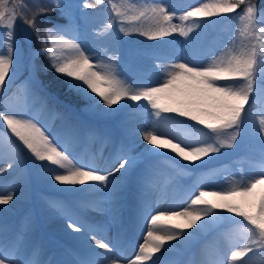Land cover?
Returning a JSON list of instances; mask_svg holds the SVG:
<instances>
[{"label": "snow or ice", "instance_id": "snow-or-ice-1", "mask_svg": "<svg viewBox=\"0 0 264 264\" xmlns=\"http://www.w3.org/2000/svg\"><path fill=\"white\" fill-rule=\"evenodd\" d=\"M103 2L96 0L93 4L85 0L82 6L92 9ZM110 3L112 20L119 22L124 35L135 33L148 40H162L178 34L193 49L201 45L202 34L214 23L212 18L237 13L241 5L244 8L237 13L238 23L232 36L218 53L205 52L209 57L206 60L184 58L157 64L154 85L123 78L118 70L119 57L109 54L107 49L103 56L90 53L76 38L69 37L63 26L45 28L47 46L40 53L48 56L50 67L65 78L70 89L102 111H116L117 105L150 109L155 119L147 130L136 129L150 146L147 153L164 156L172 165L186 162L181 168L195 167L198 161L203 163L222 149L234 148L250 132L264 145V9H258L250 0H201L180 14L153 0ZM52 7L63 12L67 6L62 0H52ZM27 8L24 0H0V91L11 79L16 63L17 19L35 30L36 18L49 11L37 5L29 16ZM112 27L113 22H109L95 35L107 37ZM36 34L39 39L40 33ZM17 99L9 97L0 105V122L6 126L0 128V173L19 166L26 150L33 162H39L41 173L57 185H87L80 191H108L113 198L118 195L117 174L119 179L128 175L136 163L133 156L117 154L104 170L95 165L94 159L84 163L74 154L78 137L73 136L69 142L51 132ZM122 101L133 103L121 104ZM14 199V186L0 184V205H8ZM85 207L97 205L88 202ZM223 221L231 225L225 235L230 255L225 259L226 253L221 251L216 259L203 264H253L256 256L264 257V157L254 174L241 170L239 176L225 177V187L219 190H209L204 184L193 185L179 204L168 203L166 207L158 203L151 208L139 202L137 223L143 243L132 259H126L121 249L100 238L94 225L69 218L67 227L83 234L87 248V255L73 264H165L164 253L189 246L198 235ZM0 264L39 262L24 259L15 242L0 240Z\"/></svg>", "mask_w": 264, "mask_h": 264}, {"label": "rangeland", "instance_id": "rangeland-1", "mask_svg": "<svg viewBox=\"0 0 264 264\" xmlns=\"http://www.w3.org/2000/svg\"><path fill=\"white\" fill-rule=\"evenodd\" d=\"M167 1L169 2L166 5L177 14L201 2V0ZM250 1L256 3L257 0ZM15 2L19 3V0ZM62 2L67 6L63 12L52 7V0H24L28 6L26 11L29 16L36 10L37 5L53 9L59 14L61 12L67 21L52 23L48 27L57 24L63 26L69 37L76 38V42L90 53L103 56L107 49L109 54L117 55L118 70L123 78L129 81L151 82L153 85L156 83L157 64L184 58L206 60L209 57L204 55L205 52L218 53L232 36L238 23L237 13L244 8L240 7L237 13L224 18H212L214 23L202 34L201 45L193 49L185 38L178 34L162 40H148L135 33L124 35L120 32L119 22L112 20L110 0H104L102 4H97L92 9L83 8L85 0ZM87 2L95 4L96 0ZM116 2L122 3L127 0ZM258 9H264V6ZM109 22H113L111 35L97 37L96 31L103 29ZM34 38L39 40L35 48ZM44 41L43 34H40L38 39L33 29L21 19H17L16 63L11 72V79L7 80L5 88L0 91V105H4L9 97H17L16 102L37 116L51 132L64 136L69 142L73 136L78 137V142L73 146L74 154L84 163L94 159L95 165L104 170L110 166L117 154L131 155L136 163L124 179H119L120 174H117L118 195L113 198L108 191H80L87 185H57L41 173L37 167L39 162H33L30 154L24 150L25 158L19 166L0 173V184L13 185L15 188V199L8 205H0V240L8 244L15 242L24 259H34L39 264H73L76 259L85 257L87 250L83 234H75L67 227L69 218L96 226L99 235L106 229L107 238L101 236L100 238L121 249L126 259H132L138 252V245L143 243V233L137 223L139 202L143 201L151 208H155L158 203L165 207L168 203L179 204L193 189V185L204 184L209 190H219L225 187V177L239 176L241 170L244 174H254L257 171V165L264 157V145L251 132L239 139L234 148L222 149L220 153L205 158L203 163L198 161L195 167L181 168L183 161H180V165H172L164 156L154 162H145L143 156L148 154L146 150L150 146L143 141L142 135L136 132V129L147 130L155 117L151 114L132 117L131 110H123L126 106L123 108L119 105L114 106L122 111L117 119L121 124L127 123L125 127L128 133L126 136L128 141L123 140L121 148H115L114 144L117 142L115 138L103 132H90L85 123L86 120L96 119L98 115L110 114L112 110L102 111L90 105L88 101L78 106L71 99L72 94L77 93L68 87L65 78L62 77V83L53 84L40 77L36 65L43 55L40 49L47 46ZM206 44L208 45L203 49ZM53 94L66 101L68 106L76 108L63 109L58 108L59 106L55 108V104L48 98H52ZM125 103L128 105L133 102H121ZM0 128L6 129V126L0 122ZM12 139L15 140V137ZM241 152L247 153L248 156L247 162L243 165H240L238 158ZM227 159L230 162L225 163ZM174 172L177 174L172 175ZM88 202H95L97 207H85ZM87 211L91 212L89 218L84 216ZM206 232L194 238L189 246H180L174 248L172 252L165 253L171 257L164 258L165 264L169 262L191 264L192 261L203 264L216 259L221 251H225L226 259L227 255H230L225 240L228 232L204 236ZM64 235L71 239L68 240V244L63 242ZM171 243L177 245L178 242ZM91 246L95 247L93 244ZM47 254L50 257H47ZM253 264L264 262L256 256Z\"/></svg>", "mask_w": 264, "mask_h": 264}, {"label": "trees", "instance_id": "trees-1", "mask_svg": "<svg viewBox=\"0 0 264 264\" xmlns=\"http://www.w3.org/2000/svg\"><path fill=\"white\" fill-rule=\"evenodd\" d=\"M43 17L45 18L46 16H43ZM48 61H50V60H48ZM48 66H50V65H48ZM43 73H44V75L47 76V77H52V76L54 75L53 72L50 74V71H49L47 68H46L45 71H43Z\"/></svg>", "mask_w": 264, "mask_h": 264}, {"label": "bare ground", "instance_id": "bare-ground-1", "mask_svg": "<svg viewBox=\"0 0 264 264\" xmlns=\"http://www.w3.org/2000/svg\"><path fill=\"white\" fill-rule=\"evenodd\" d=\"M153 2H159V3H163V4H167V2H169V1H167V0H165V1H162V0H153ZM88 214H90V212H87ZM87 215V214H86ZM74 233V232H73ZM75 234H77V233H75ZM89 242H90V240H89ZM91 243V242H90ZM94 245V244H93ZM95 246V245H94ZM96 247V246H95Z\"/></svg>", "mask_w": 264, "mask_h": 264}]
</instances>
